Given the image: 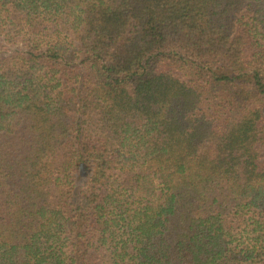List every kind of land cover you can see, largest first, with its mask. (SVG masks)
<instances>
[{
    "label": "trees",
    "instance_id": "16d2710c",
    "mask_svg": "<svg viewBox=\"0 0 264 264\" xmlns=\"http://www.w3.org/2000/svg\"><path fill=\"white\" fill-rule=\"evenodd\" d=\"M0 264H264V0H0Z\"/></svg>",
    "mask_w": 264,
    "mask_h": 264
}]
</instances>
